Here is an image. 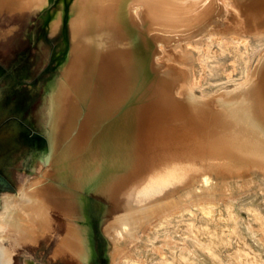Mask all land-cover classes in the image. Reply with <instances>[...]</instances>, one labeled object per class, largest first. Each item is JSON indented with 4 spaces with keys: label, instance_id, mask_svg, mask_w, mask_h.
I'll use <instances>...</instances> for the list:
<instances>
[{
    "label": "bare ground",
    "instance_id": "bare-ground-1",
    "mask_svg": "<svg viewBox=\"0 0 264 264\" xmlns=\"http://www.w3.org/2000/svg\"><path fill=\"white\" fill-rule=\"evenodd\" d=\"M52 1L0 0L62 34L46 155L0 194V264L55 234L54 258L95 264L92 217L109 264H264V0ZM223 52L236 73L204 80Z\"/></svg>",
    "mask_w": 264,
    "mask_h": 264
},
{
    "label": "rangeland",
    "instance_id": "rangeland-1",
    "mask_svg": "<svg viewBox=\"0 0 264 264\" xmlns=\"http://www.w3.org/2000/svg\"><path fill=\"white\" fill-rule=\"evenodd\" d=\"M58 2L59 0H53L52 8L56 7ZM40 17L36 13L23 17L8 15L6 12L0 13V32L13 24L18 25L13 34L0 37V173L14 187L4 188L0 184V194L6 191L15 192L20 184L27 181L33 174L38 159L46 155L48 138L52 134V129L45 119L46 107L42 105L46 93V89L44 92L43 89L58 70L57 63L51 60V51L60 41L62 34L60 30L52 36L49 31L44 33L46 29H43ZM142 48L141 46L136 50L137 57L141 56ZM234 63L235 58L232 53L223 52L211 56L210 64L216 65V73L212 78L207 75L203 79L221 83L224 68L228 73H236ZM91 135L87 136V140L93 136ZM61 136L62 134L59 133V140L62 139ZM86 145L83 144V150L86 149ZM88 152L89 148L80 154L84 157H82L84 161L92 163L95 161V155ZM243 212L247 214L246 209ZM88 222L94 229L97 252L93 262L111 263L110 254L107 252L104 224L99 217H92ZM41 240V243L35 247L29 245L24 249L20 246L19 251L14 255L13 264H25L28 257L40 264H69L54 258L57 234L52 238L46 236Z\"/></svg>",
    "mask_w": 264,
    "mask_h": 264
},
{
    "label": "water",
    "instance_id": "water-1",
    "mask_svg": "<svg viewBox=\"0 0 264 264\" xmlns=\"http://www.w3.org/2000/svg\"><path fill=\"white\" fill-rule=\"evenodd\" d=\"M0 179L3 180V183L1 184L2 187L9 188V189H13L14 188L12 186V184L9 182V180L3 174H1V173H0Z\"/></svg>",
    "mask_w": 264,
    "mask_h": 264
},
{
    "label": "crops",
    "instance_id": "crops-1",
    "mask_svg": "<svg viewBox=\"0 0 264 264\" xmlns=\"http://www.w3.org/2000/svg\"><path fill=\"white\" fill-rule=\"evenodd\" d=\"M56 259H60V260H64V261H66L65 259H62V258H56ZM27 260V259H26ZM66 262H68V261H66ZM25 263H26V261H25ZM69 264H70V262H68ZM35 264H40V263H38V262H36L35 261Z\"/></svg>",
    "mask_w": 264,
    "mask_h": 264
},
{
    "label": "snow or ice",
    "instance_id": "snow-or-ice-1",
    "mask_svg": "<svg viewBox=\"0 0 264 264\" xmlns=\"http://www.w3.org/2000/svg\"><path fill=\"white\" fill-rule=\"evenodd\" d=\"M3 183V180L2 179H0V184H2Z\"/></svg>",
    "mask_w": 264,
    "mask_h": 264
}]
</instances>
